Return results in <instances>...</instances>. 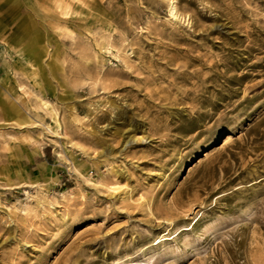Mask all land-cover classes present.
Segmentation results:
<instances>
[{"label": "rangeland", "instance_id": "1", "mask_svg": "<svg viewBox=\"0 0 264 264\" xmlns=\"http://www.w3.org/2000/svg\"><path fill=\"white\" fill-rule=\"evenodd\" d=\"M0 264H264V0H0Z\"/></svg>", "mask_w": 264, "mask_h": 264}, {"label": "bare ground", "instance_id": "2", "mask_svg": "<svg viewBox=\"0 0 264 264\" xmlns=\"http://www.w3.org/2000/svg\"><path fill=\"white\" fill-rule=\"evenodd\" d=\"M170 9H171V7H170ZM31 46H32V45H31ZM31 46H30V47H31ZM229 142H230V140L228 139V140L225 142V144H228Z\"/></svg>", "mask_w": 264, "mask_h": 264}]
</instances>
